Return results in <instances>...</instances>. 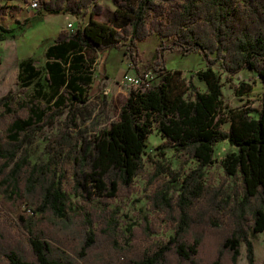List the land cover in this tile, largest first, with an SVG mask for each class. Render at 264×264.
I'll list each match as a JSON object with an SVG mask.
<instances>
[{"label": "trees", "instance_id": "trees-1", "mask_svg": "<svg viewBox=\"0 0 264 264\" xmlns=\"http://www.w3.org/2000/svg\"><path fill=\"white\" fill-rule=\"evenodd\" d=\"M114 2V15L122 22L119 28L92 17L102 13L98 0H40L35 16L17 19L11 27L1 19L10 10L17 16L21 6L0 0V41L19 38L50 15L78 18L91 14L88 23L59 33L54 42L63 48H48L57 61L46 63L45 81L52 84L54 79L65 77L63 90L50 103L19 96L41 74L32 60L20 64L18 91L10 90L0 97V194L11 204L33 206L42 216L65 223L80 219L84 223V249L91 248L97 239L95 223L101 217L109 226L108 233L115 228L117 222L109 205L134 192L136 178L144 171L147 139L157 130L165 139L161 148L170 144L184 164L194 160L197 166L183 177L180 171L159 164L162 172L181 184L176 197L162 190L153 196L175 233L155 253L133 264H169L171 256L177 264H196L207 236L219 241L211 264H238L243 243L247 264H264L257 262L253 241L255 233H264V96L260 109L247 107L228 116L223 109L221 77L213 69L217 63L232 75L249 69L264 85V0ZM152 34L162 39L153 68L160 82L131 91L118 118L96 137L90 167L81 170V139L73 129L82 119L77 105L90 99V75L84 73L88 68L86 52L91 48L120 49L125 44L133 49ZM168 49L183 55L201 54L207 68L197 76L206 83V90L193 81L186 83L178 71L167 70L164 51ZM63 62L76 68L69 80ZM253 90V85L242 82L235 91L242 96ZM65 113L69 116L66 127L49 136L45 146L48 159L34 163L29 146L39 132ZM223 141L235 150L223 161L224 181L212 185L205 178V169L215 163L216 147ZM68 173L72 187L68 186ZM74 197L89 209L75 207ZM30 243L36 261L29 262L11 249L5 253L10 264H61L51 258L49 242L31 238Z\"/></svg>", "mask_w": 264, "mask_h": 264}, {"label": "rangeland", "instance_id": "rangeland-1", "mask_svg": "<svg viewBox=\"0 0 264 264\" xmlns=\"http://www.w3.org/2000/svg\"><path fill=\"white\" fill-rule=\"evenodd\" d=\"M10 4L13 0H2ZM21 6L20 12L14 16L10 10L3 16L1 22L7 26H16V20L24 21L27 17L37 14V9L30 6L31 0H15ZM103 7L101 14L92 15L96 20L106 22L119 28L122 24L114 15L116 4L114 0H98ZM90 13L76 18L73 15H50L41 21H37L22 36L17 39L0 41V97L10 90H17V77L19 67L24 60H32L40 76L25 93H19L21 98L36 99L39 102L53 100L64 88L65 77L54 79L52 84L44 79L46 63L55 62L56 56L48 53V48H63L64 45L55 43V39L62 30H70L68 24L74 25L88 23ZM162 39L157 34L138 42L137 47L130 49L127 44L120 49L96 50L89 49L85 54L88 68L85 74L90 75L88 92L90 99L87 103L77 106L81 112L80 126L74 128L81 139L80 169L90 167L95 139L104 128L111 126L118 118L122 105L134 89L125 82V74L136 71L140 75L147 72L153 74L151 85L158 84L160 77L154 72L155 54ZM165 64L168 71H178L186 83H193L202 91L207 85L197 76V72L207 68L206 62L200 53L193 52L183 55L178 51H164ZM66 80L75 75L76 68H70L63 62ZM213 69L220 75L224 93L223 109L229 116L232 111L247 107L260 109L264 96V85L259 77L249 69L232 75L224 71L217 63ZM87 80V79H85ZM88 81V80H87ZM40 82V83H39ZM242 82L253 85L252 93L242 96L236 95V87ZM20 90V89H19ZM256 114V113H255ZM69 116L67 113L59 117L52 126L39 132L29 146L31 159L35 163L45 162L48 152L45 146L49 136L66 127ZM230 122L224 127L228 129ZM165 139L154 130L147 139V147L144 171L135 181V190L130 196L119 197L109 205V213L115 217V228L111 233L109 226L100 221L95 223L94 232L97 234L96 243L88 249H84L85 233L84 223L80 219L72 223H65L52 216H42L35 212L33 206L23 202L11 204L0 194V264H10L5 253L16 249L25 260L35 262L30 239H40L52 247L51 258L61 264H133L155 253L166 244L175 231L171 223L166 219L163 211L157 206L153 196L159 190L168 191L169 196L176 197L179 194L180 182L162 172L159 164L170 166L175 171H180L184 177L190 170L197 166L194 160L184 164L183 157L170 144L161 148ZM235 150V147L227 141L220 142L216 147V161L205 169V178L209 184L218 185L224 181L225 170L223 161L227 153ZM68 186H73V179L68 173ZM181 177V180L182 178ZM228 179V178H227ZM231 183V179H228ZM76 206L88 210L89 206L74 197ZM30 209V210H29ZM79 210V209H78ZM23 216V219L22 217ZM109 215V220L111 219ZM108 220V218L106 219ZM253 241L256 246V259L258 263L264 261V233H255ZM219 250V241L213 236L203 239L199 253L196 255V264H211ZM238 264H247V249L243 243ZM169 264H177L174 256L169 258Z\"/></svg>", "mask_w": 264, "mask_h": 264}, {"label": "built area", "instance_id": "built-area-1", "mask_svg": "<svg viewBox=\"0 0 264 264\" xmlns=\"http://www.w3.org/2000/svg\"><path fill=\"white\" fill-rule=\"evenodd\" d=\"M40 0H31L30 6L33 9H37L39 7ZM70 27V30H73L75 25L70 22L68 24ZM125 82L130 87H133L134 89H146L151 86V81L153 79V74L151 72H147L145 75H140L138 72H128L125 74ZM30 210V209H29Z\"/></svg>", "mask_w": 264, "mask_h": 264}, {"label": "crops", "instance_id": "crops-1", "mask_svg": "<svg viewBox=\"0 0 264 264\" xmlns=\"http://www.w3.org/2000/svg\"><path fill=\"white\" fill-rule=\"evenodd\" d=\"M2 1V0H1ZM3 2H6V1H3ZM17 1L13 0V2H10V4H13V3H16ZM255 249H256V246H255ZM242 252V250H241Z\"/></svg>", "mask_w": 264, "mask_h": 264}]
</instances>
